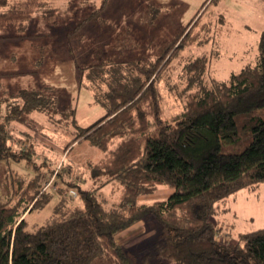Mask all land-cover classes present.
Here are the masks:
<instances>
[{
    "label": "trees",
    "instance_id": "16d2710c",
    "mask_svg": "<svg viewBox=\"0 0 264 264\" xmlns=\"http://www.w3.org/2000/svg\"><path fill=\"white\" fill-rule=\"evenodd\" d=\"M36 1L0 0V30L7 32L0 38L33 36L24 30ZM55 12L47 10L43 19L58 24ZM195 16L172 37L146 45L141 55L132 45L95 49L101 56L86 67L97 72L95 99L105 113L86 127L77 124L74 108L68 116L76 127L72 142L87 139L104 157L88 164L90 185L76 189L81 203L31 230L27 215L52 196L40 191L43 173L20 177L19 196L0 203V264H264V227L223 241L210 219L219 201L264 183V30L255 61L225 80L205 83L207 57L188 56L182 68L189 92L179 117L169 122L161 116L157 83L170 64L181 62L185 48L205 40L190 31ZM52 93L50 87L21 88L0 98V159L31 164L28 150L11 149V129L32 120L34 111L59 119L52 115L66 110L56 108ZM115 182L118 200L108 205L99 190ZM158 186L170 194L137 202ZM147 220L155 224L153 235L133 247L119 243L118 235Z\"/></svg>",
    "mask_w": 264,
    "mask_h": 264
},
{
    "label": "rangeland",
    "instance_id": "374dc122",
    "mask_svg": "<svg viewBox=\"0 0 264 264\" xmlns=\"http://www.w3.org/2000/svg\"><path fill=\"white\" fill-rule=\"evenodd\" d=\"M101 2L37 0L39 6L34 8L24 30L33 36L0 38V98L21 88L50 87L56 108L66 110L64 115H52L59 118L56 120H47L43 113L34 111L32 120L13 124L8 141L11 149L28 150L31 164L24 163V158L19 162L0 159V203L11 199L14 202L19 196L21 176L27 179L43 173L40 191L52 197L43 208L27 215L29 230L79 205L77 186L90 185L88 164L104 157V152L87 139L72 142L76 127L68 116V108H74L77 124L86 127L105 113L95 99L97 72L86 67L101 56L96 48L112 51L132 45L141 55L146 45L157 38L172 37L178 27L185 26L196 15L188 24L190 31L205 40L185 48L181 62L170 64L157 83L162 96L161 116L172 122L179 117L189 92L183 61L188 56L192 59L203 54L208 60L204 82L225 80L255 61L259 35L264 29V0H107L93 20L79 26L82 17L99 9ZM51 9L56 11L60 24L47 23L53 17L44 20L45 12ZM6 33L0 30V35ZM68 180L75 186L68 185ZM26 182L21 184L22 188ZM119 187L117 182L108 184L99 190L98 196L108 205L115 204ZM168 189L158 186L139 196L137 202L149 204L166 198ZM210 219L216 224L217 237L223 241H234L240 232L264 227V183L240 189L219 201ZM132 227L134 230L128 236L125 234L130 230L117 237L126 247L138 245L153 235L155 224L147 220Z\"/></svg>",
    "mask_w": 264,
    "mask_h": 264
},
{
    "label": "crops",
    "instance_id": "0c3cea01",
    "mask_svg": "<svg viewBox=\"0 0 264 264\" xmlns=\"http://www.w3.org/2000/svg\"><path fill=\"white\" fill-rule=\"evenodd\" d=\"M264 30V29H263ZM170 192H171V189H168V193H167V195H169L170 194ZM139 226V225H138ZM134 227V226H133ZM132 227V228H133ZM128 230H130V231H126V234H125V236H128L134 229H128Z\"/></svg>",
    "mask_w": 264,
    "mask_h": 264
}]
</instances>
